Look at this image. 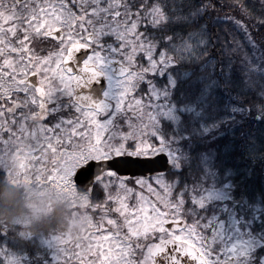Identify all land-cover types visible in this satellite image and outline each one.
Masks as SVG:
<instances>
[{
	"label": "snow or ice",
	"instance_id": "6c2138e0",
	"mask_svg": "<svg viewBox=\"0 0 264 264\" xmlns=\"http://www.w3.org/2000/svg\"><path fill=\"white\" fill-rule=\"evenodd\" d=\"M21 19L0 16V78L18 85L15 99L0 89V109L6 101L21 107V93L25 103L45 108L59 93L68 103L51 108V127L70 137L95 130L99 139L103 131L126 132L138 121L141 138L151 140L147 151L156 147L176 186L173 214L180 209L163 227L129 229L142 246L110 245L112 235L105 234L95 252L60 246L30 256L28 264H70L73 258L86 264L85 256L110 264L126 247L146 254V264H264V184L247 179L257 170L264 174V140L242 132L211 147L238 127L264 129V0H45ZM57 41L58 72L63 66L74 71L73 57L83 64L78 88L34 82L36 73L14 75L18 62L34 56L46 65L47 53L40 57L38 46ZM105 67L111 74L97 75ZM127 72L132 78L120 79ZM110 82L116 85L111 95ZM65 111L70 114L59 115ZM97 114L111 118L107 127ZM132 216L136 224L135 210ZM7 242L0 233V244Z\"/></svg>",
	"mask_w": 264,
	"mask_h": 264
},
{
	"label": "rangeland",
	"instance_id": "374dc122",
	"mask_svg": "<svg viewBox=\"0 0 264 264\" xmlns=\"http://www.w3.org/2000/svg\"><path fill=\"white\" fill-rule=\"evenodd\" d=\"M51 2L56 3L57 0H51ZM44 3L45 0H0V16L10 18L15 15L17 23L22 24V17L30 15ZM50 23L55 27L54 20ZM58 43L60 42L50 43V50L47 53L49 59L46 65L34 56L30 63L18 62L14 75L19 72L36 73L41 84L50 81L55 88L64 85L71 90L73 84L71 76L67 75V79L63 78L65 73L63 67L59 72L57 71L56 62L61 59L57 54ZM100 70L111 74L110 68L105 67ZM133 75L134 73L130 72L120 79L127 81ZM16 87L18 85L12 77L0 78V89L3 90V94H12L15 99L16 94L13 90ZM115 88V83L110 82L106 91L111 95ZM18 99L21 107L17 108L14 103L6 101L4 102L6 106L0 109L3 113L0 115V167L5 171L11 185L23 187L28 193L27 203L30 212L26 216L18 217L15 221L22 227H30L51 214L59 205H64V208L69 211L68 223L63 224L64 229L51 237H39L37 241H34L42 246L43 250L60 246L71 248L73 245H79L85 251L92 247L95 252L94 245L103 243L100 237L105 234L112 235L110 245L121 241L125 245L130 241L134 247L138 243L143 245V239L137 241L129 234V229L140 228L142 224L145 230L152 231L157 224L163 227L164 219H175L180 215V209H176L173 214L172 206L176 202L175 185L165 175L125 179L110 170L96 182V186L104 193L102 201L91 203V199L96 197L95 192L90 196L79 195L77 192L75 174L89 161L110 160L121 155L140 158L157 155L155 146L151 153L147 151L145 145L151 143V140L150 137L141 138L138 121L133 123L126 132L103 131L99 139L96 138L95 130L89 131L86 136L70 137L68 133L51 127L55 122L49 115L51 108L57 106L56 101L60 104L68 103L59 93L53 97V103L45 108L25 103L26 97L23 93L19 94ZM45 103L47 104V101ZM97 118L100 124L106 127L107 121L111 119L106 120L99 114ZM57 138L60 139V143L56 142ZM120 208H126L127 214L119 215L114 211ZM132 210H135L136 224L130 223L133 220ZM110 220L114 223H109ZM124 251L125 255L122 257L117 252L116 257L120 259L114 257L110 264H146L147 258L134 257L136 251L133 249L126 247ZM0 257H3V264H28V257L8 250L2 245H0ZM85 260L86 264H101L95 257L88 259L85 256ZM70 264H76L75 258Z\"/></svg>",
	"mask_w": 264,
	"mask_h": 264
},
{
	"label": "trees",
	"instance_id": "16d2710c",
	"mask_svg": "<svg viewBox=\"0 0 264 264\" xmlns=\"http://www.w3.org/2000/svg\"><path fill=\"white\" fill-rule=\"evenodd\" d=\"M179 3V0H177ZM219 27V25L217 26ZM50 43L40 45L38 55H45L50 50ZM218 56H223L225 59L227 54L217 51ZM60 116L68 115L67 112H60ZM52 119L56 117L51 116ZM242 132L254 134L258 140H264V129L260 127H253L247 125L243 128H236L235 132H229L225 140H217L211 147H218L220 144L227 142L233 135L239 136ZM167 179L174 184L172 178L169 176ZM244 179V177H241ZM247 179L254 183L264 184V174L257 170L255 175L249 174ZM175 185V184H174ZM176 187V186H175ZM174 187V188H175ZM93 193L96 197L91 199V203L102 201L104 193L98 186L93 187ZM28 201L27 189L23 187H16L11 185L7 179V175L2 167H0V233L8 236L6 246L8 250L19 252L25 257L42 256L46 250L42 246L35 243L39 237H51V235L58 233L64 229L69 211L64 208V205H59L51 214L45 216L43 219L33 223L30 227H22L16 223L18 217L26 216L30 212ZM66 229V228H65Z\"/></svg>",
	"mask_w": 264,
	"mask_h": 264
},
{
	"label": "water",
	"instance_id": "95a60500",
	"mask_svg": "<svg viewBox=\"0 0 264 264\" xmlns=\"http://www.w3.org/2000/svg\"><path fill=\"white\" fill-rule=\"evenodd\" d=\"M22 1V0H21ZM83 60V55L81 56ZM72 69L74 71H69L67 66H63V69L67 74L75 75L73 87L78 88L79 85L76 84V78L81 74H84L83 64L77 65L75 62V57H73ZM126 71V70H125ZM129 72H127L128 75ZM100 74L98 70L97 75ZM127 75L121 76L124 78ZM35 82L37 80V75L32 77ZM164 159L162 157H138L131 155H121L114 157L112 159L99 160V161H89L85 166L79 168L75 174L76 188L80 195H85L90 193L97 179L107 171H113L121 177L134 178V177H152L160 174H166V169L164 168ZM170 219H167V222ZM164 222V223H165Z\"/></svg>",
	"mask_w": 264,
	"mask_h": 264
},
{
	"label": "flooded vegetation",
	"instance_id": "af4514ba",
	"mask_svg": "<svg viewBox=\"0 0 264 264\" xmlns=\"http://www.w3.org/2000/svg\"><path fill=\"white\" fill-rule=\"evenodd\" d=\"M86 63H88V61H86ZM100 70V69H99ZM71 78H72V83H73V81H74V78H75V76H71ZM92 193L93 192H90L88 195L90 196V195H92ZM81 210H83V208L81 209ZM74 211V210H73ZM73 211H72V213H73ZM142 246V245H141ZM134 257H136V258H142V256L138 253V252H136L135 254H134ZM143 257H146L147 258V255L145 254Z\"/></svg>",
	"mask_w": 264,
	"mask_h": 264
}]
</instances>
